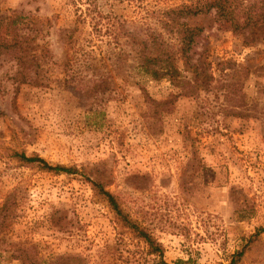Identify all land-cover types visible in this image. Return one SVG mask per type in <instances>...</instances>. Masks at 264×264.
Masks as SVG:
<instances>
[{"label": "rangeland", "instance_id": "obj_1", "mask_svg": "<svg viewBox=\"0 0 264 264\" xmlns=\"http://www.w3.org/2000/svg\"><path fill=\"white\" fill-rule=\"evenodd\" d=\"M183 4L0 0V12L41 31L27 53L47 56L39 69L0 59V264H264V38L246 46L212 15L186 20L203 30L196 53L211 64V80L181 96L167 82L146 92L127 83V45L121 60L106 54L114 44L91 34L89 18L72 33L86 8L154 27L159 11ZM66 62L75 65L65 74ZM99 77L110 86L89 100L80 82ZM68 85L80 86L77 94ZM19 154L76 172L46 171Z\"/></svg>", "mask_w": 264, "mask_h": 264}, {"label": "trees", "instance_id": "obj_2", "mask_svg": "<svg viewBox=\"0 0 264 264\" xmlns=\"http://www.w3.org/2000/svg\"><path fill=\"white\" fill-rule=\"evenodd\" d=\"M188 1L189 4L159 11L154 27L150 25L131 27L128 22L120 21L113 14L103 15L95 7L86 8L74 20L72 33L78 31L79 21L82 23L89 18L91 34L97 38L104 36L109 46L114 44L106 54L120 56L121 60V57H124L122 54L125 52L124 45H127V65L125 64L127 83L136 86L141 92H146L148 84L167 82L169 86L179 89L181 96H185L186 91L194 93L200 88H205L211 80L209 73L211 64L196 53L203 30L188 25L186 20L201 15H212L219 29L229 31L235 36H242L246 46H253L264 38V0ZM29 25L26 17L15 11L0 12V59L12 56L17 64L31 62L32 66L39 69L46 62L47 56L45 54L38 60L40 56L35 54L30 56L31 54L27 53L30 44L35 43L41 34L40 30L29 29ZM70 36L73 38V35ZM37 47L36 45L35 48ZM91 53L92 49L89 54ZM74 65L73 62L64 63V73L66 74ZM184 73L190 77L184 76ZM80 84L82 86L80 90L87 95L90 94L89 100L95 101L101 99L99 90L102 91L105 85L110 86L109 79L105 77L88 79ZM79 87L68 85L71 93H76ZM144 98L149 100L150 96L146 93ZM18 158L21 162L36 164L56 174L71 175L76 172L61 165L52 166L37 156L27 157L19 154ZM91 185L92 189L106 201L117 219L149 246V252L162 257L160 246L123 213L115 197L106 191L102 184L91 181ZM2 208L3 210L6 208V202ZM173 264L183 262L176 261Z\"/></svg>", "mask_w": 264, "mask_h": 264}]
</instances>
